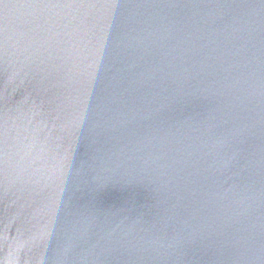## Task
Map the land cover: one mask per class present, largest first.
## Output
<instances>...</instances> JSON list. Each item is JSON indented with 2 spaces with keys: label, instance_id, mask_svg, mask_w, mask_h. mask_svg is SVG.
<instances>
[{
  "label": "water",
  "instance_id": "water-1",
  "mask_svg": "<svg viewBox=\"0 0 264 264\" xmlns=\"http://www.w3.org/2000/svg\"><path fill=\"white\" fill-rule=\"evenodd\" d=\"M0 264H264V0H0Z\"/></svg>",
  "mask_w": 264,
  "mask_h": 264
}]
</instances>
